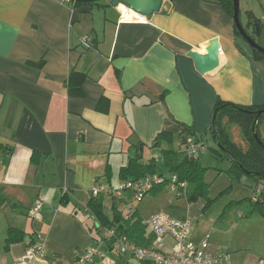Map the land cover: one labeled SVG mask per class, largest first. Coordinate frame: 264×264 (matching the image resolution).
Wrapping results in <instances>:
<instances>
[{
	"label": "crops",
	"instance_id": "obj_1",
	"mask_svg": "<svg viewBox=\"0 0 264 264\" xmlns=\"http://www.w3.org/2000/svg\"><path fill=\"white\" fill-rule=\"evenodd\" d=\"M164 2L170 8L133 21L122 20L123 4L115 7L110 0L80 5L0 0V142L12 148L9 157L0 154L6 197L0 205V264H78L88 247L107 252L104 238L96 244L99 222L90 211L94 187L102 189L98 198L104 209L112 207L107 199H118L110 192L123 181L120 170L131 159L139 158V164L156 160L152 147L173 138L179 141L173 149H184L179 123L204 138L219 99L264 104V58L236 34L233 15L216 0ZM246 14L255 38L248 23L254 12ZM259 23L255 40L263 47L260 17ZM84 35L92 37L91 48L83 47ZM214 38L220 43L219 64L202 73L188 52L205 54ZM74 69L86 75L82 96L68 92ZM102 101L104 109H99ZM228 123L225 117L223 125L234 141ZM163 131L171 139L158 146L155 140ZM259 131L264 141V118ZM242 138L243 143L234 142L244 147V133ZM150 149L153 155L146 160ZM33 151L43 155L38 164L32 162ZM39 203L41 209L31 214ZM10 227L23 230L22 240L7 243ZM254 233L261 244L258 224ZM36 234L43 237L46 255L21 261ZM247 246L236 244V250L252 252ZM221 250L219 243H210L214 257L223 259ZM111 258L92 264H116L117 256ZM254 264H264L263 258Z\"/></svg>",
	"mask_w": 264,
	"mask_h": 264
},
{
	"label": "trees",
	"instance_id": "obj_2",
	"mask_svg": "<svg viewBox=\"0 0 264 264\" xmlns=\"http://www.w3.org/2000/svg\"><path fill=\"white\" fill-rule=\"evenodd\" d=\"M74 1V0H73ZM103 0L91 1V2H79L74 1L75 5L80 4H100ZM221 3L224 8L230 13L234 14L233 0H216ZM236 30V34L240 35L239 31ZM254 53L259 58H264V55L254 49ZM86 79V75L78 70H73L68 78L67 87L70 96H82L84 94L83 83ZM103 101L99 105V109H104ZM264 108V104H238L227 100L219 99L214 108V116L216 114L215 122L213 121L209 130L212 134L214 146H208L214 157L220 160H229L231 165L225 172L230 176L231 180H239L243 174H247L252 177L257 183V193L249 200L251 209L250 213H257L264 218V141L260 136L259 124L263 120L264 115L261 117L258 124V133L262 140L260 144L253 135V122L255 120L257 111ZM227 117L229 122H236L240 125L244 139L246 140L247 146L241 147L232 141L226 127L223 125V119ZM181 127V143L184 147L185 138L188 135H195L199 139H203V135H198L196 130L191 126L180 124ZM216 129V133L214 130ZM171 134L163 131L160 132L156 137L157 145L159 146L163 140H170ZM221 143L223 147L227 149L225 152L221 147L218 146ZM5 145L0 142V154L4 149ZM162 159L168 172L177 175L179 181L186 182L187 190L183 196H187L192 202L198 198H206L205 208L213 201L209 197L210 183L206 181V173L208 168L205 167L200 158H193L183 150H176L173 148H166L162 150ZM42 154L38 151H33L32 162L40 163ZM139 158L131 159L125 166L120 170V176L124 180L138 179L145 177L146 175L153 173H161L164 176L162 183L152 188L150 192L158 194L165 187L169 185L171 178L165 177L164 173L158 169V165L155 159H149L147 162L139 164ZM259 184L261 186H259ZM234 201L228 206L239 203ZM243 201V200H241ZM6 202V197L3 195V188L0 187V205ZM226 206V207H228ZM113 217H109L105 214L103 203L100 201L98 196H93L90 201V211L95 214L98 219V229L101 226L106 228H115L117 232L122 233L130 237L139 245H150L154 241L153 234L149 231L148 226L144 220L135 212L132 215H123L117 206L116 201L112 202ZM115 223H118L115 226ZM99 231V230H98ZM23 230L17 227H10L8 232L7 243L10 244L14 241L22 240ZM116 264H136L131 262L125 256L117 255Z\"/></svg>",
	"mask_w": 264,
	"mask_h": 264
},
{
	"label": "rangeland",
	"instance_id": "obj_3",
	"mask_svg": "<svg viewBox=\"0 0 264 264\" xmlns=\"http://www.w3.org/2000/svg\"><path fill=\"white\" fill-rule=\"evenodd\" d=\"M242 22H247V10L254 12V15L263 19L264 15V0H240ZM253 9V10H252ZM255 38H258L256 33ZM264 47V46H263ZM231 138L237 143H243V131L239 124L228 123ZM204 142L208 146H214L212 134L204 136ZM242 139V140H241ZM170 144L163 143L159 147H152L156 154V163L158 169L161 170L165 177L170 178L171 173L168 172L164 165L161 150L162 148L171 146L176 148L179 145L178 139L173 138ZM247 143L244 144V148ZM151 149L146 151L144 158L147 160L153 152ZM200 160L202 164L208 168L206 173V181L211 184L209 188V197L213 201L204 207L206 198H198L192 202L187 196H178L172 191L170 186L165 187L158 194L149 192L143 200L139 201L133 195V192L128 190L124 192L123 199H116V206L123 215H132L137 213L144 222L156 212L164 215L182 216L191 220V237L204 236L208 237L210 243H219L222 246L221 256L226 264H254L259 258H263L264 262V241L259 244L255 242V229L257 224L261 228L264 235V218L257 213H250L251 205L249 200L257 193V183L251 176L243 174L239 180L230 178L225 172L231 165L229 160H220L212 154L209 149L204 153ZM113 184L118 181L117 168H115L112 177ZM259 186H261L259 184ZM109 204H112V199H107ZM239 200L237 204L228 206L230 203ZM243 200V201H241ZM228 206V207H226ZM113 208L111 205L105 209V214L112 219ZM90 224L94 221L90 220ZM118 223H115L117 226ZM106 226H101L98 232H95L97 238L96 244L103 241ZM264 239V238H263ZM242 242V243H241ZM105 242H103V245ZM246 243L250 250L244 248L236 250V244ZM102 247V246H101ZM104 249V248H103ZM106 249V247H105ZM111 257L115 258V251L111 252ZM136 264H139L131 256Z\"/></svg>",
	"mask_w": 264,
	"mask_h": 264
},
{
	"label": "built area",
	"instance_id": "obj_4",
	"mask_svg": "<svg viewBox=\"0 0 264 264\" xmlns=\"http://www.w3.org/2000/svg\"><path fill=\"white\" fill-rule=\"evenodd\" d=\"M122 10V20L140 21L145 16L127 5ZM84 48L93 46L90 35L81 37ZM185 152L193 158H200L208 151L207 144L195 135H188L184 143ZM169 185L178 196H183L187 190L186 182L179 181L177 175L171 174ZM164 176L153 173L138 179L122 181L117 188L110 192L113 198L122 197L123 192L132 191L136 200H143L153 187L162 183ZM109 193V191H107ZM93 196L102 194L98 186L91 190ZM41 209V204H36L31 210L35 214ZM153 234L154 241L150 245H139L125 234L119 233L115 228H105L104 239L108 246L107 252L98 248L88 247L77 258L78 264H92L97 259L112 262L108 253L115 251L117 255L131 256L139 264H224V260L214 257L209 252L210 242L208 237L196 241L191 237V220L187 217L153 213L145 222ZM42 235L36 234L22 256L21 261L30 262L35 258L46 255L47 248L42 242ZM114 261V260H113Z\"/></svg>",
	"mask_w": 264,
	"mask_h": 264
},
{
	"label": "water",
	"instance_id": "obj_5",
	"mask_svg": "<svg viewBox=\"0 0 264 264\" xmlns=\"http://www.w3.org/2000/svg\"><path fill=\"white\" fill-rule=\"evenodd\" d=\"M79 2H91L97 0H74ZM111 5L118 6L119 4H124L134 9L135 11L143 14L144 16L152 15L155 12L161 10L162 7L170 8V4L168 2H164V0H110ZM234 7V22L235 27L239 31L241 37L246 40V42L255 50L261 52L264 55V47H262L255 38L248 32L246 24L242 22L241 18V8H240V0H233ZM248 23L253 25L255 32L260 33V23L259 18H257L254 14H251L248 17ZM220 43L217 38L212 39L207 42L206 53L203 54L198 52L197 50H190L188 52V56L193 58L197 69L205 73L209 70L214 69L219 64L218 54H219ZM264 115V108H261L257 111L255 120L253 122V135L255 139L261 144L262 140L258 133V124L261 117ZM216 114L213 119V125L215 122ZM216 133V129L214 130ZM218 146L221 147L225 152H228L225 147L221 143H218ZM12 152V148L10 146H5L1 152L3 157H9Z\"/></svg>",
	"mask_w": 264,
	"mask_h": 264
},
{
	"label": "flooded vegetation",
	"instance_id": "obj_6",
	"mask_svg": "<svg viewBox=\"0 0 264 264\" xmlns=\"http://www.w3.org/2000/svg\"><path fill=\"white\" fill-rule=\"evenodd\" d=\"M252 26V25H251ZM247 28V30H248V26L246 27ZM248 32L252 35V33L248 30Z\"/></svg>",
	"mask_w": 264,
	"mask_h": 264
},
{
	"label": "bare ground",
	"instance_id": "obj_7",
	"mask_svg": "<svg viewBox=\"0 0 264 264\" xmlns=\"http://www.w3.org/2000/svg\"><path fill=\"white\" fill-rule=\"evenodd\" d=\"M123 8H124V6H123Z\"/></svg>",
	"mask_w": 264,
	"mask_h": 264
}]
</instances>
